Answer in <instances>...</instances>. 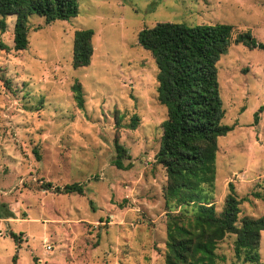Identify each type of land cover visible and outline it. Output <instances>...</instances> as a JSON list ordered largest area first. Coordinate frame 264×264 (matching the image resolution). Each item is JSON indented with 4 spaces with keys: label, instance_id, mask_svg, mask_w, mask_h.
Instances as JSON below:
<instances>
[{
    "label": "rangeland",
    "instance_id": "374dc122",
    "mask_svg": "<svg viewBox=\"0 0 264 264\" xmlns=\"http://www.w3.org/2000/svg\"><path fill=\"white\" fill-rule=\"evenodd\" d=\"M76 1L68 21L30 16L24 51L13 50L15 17H0V214H12L0 217V264H164L167 213L188 216L193 207L163 199L166 173L155 155L167 113L156 97L155 61L137 34L157 23L225 24L233 39L250 32L264 45V0ZM86 29L90 64L74 69V34ZM216 67L221 123L233 130L217 140L215 181L203 195L219 213L231 183L238 220L260 218L264 51L231 43ZM114 141L127 151L128 169L113 165ZM74 183L82 195L44 187ZM234 240L218 243L217 264H251L234 255ZM258 254L264 264V232Z\"/></svg>",
    "mask_w": 264,
    "mask_h": 264
},
{
    "label": "trees",
    "instance_id": "16d2710c",
    "mask_svg": "<svg viewBox=\"0 0 264 264\" xmlns=\"http://www.w3.org/2000/svg\"><path fill=\"white\" fill-rule=\"evenodd\" d=\"M76 0H0V17L14 16L13 50L24 51L28 45L27 20L30 16L53 21H68L76 17ZM1 29L4 22L1 20ZM230 25H196L157 23L137 34L138 45L151 53L157 67V101L166 109L156 162L166 173L163 191L165 204L192 206L188 216L167 213L164 264H217V245L228 235H235L234 255L251 264H259L260 235L264 232V216L244 217L238 220L240 200L234 187L228 184L221 212L203 195V188L215 181L217 140L226 136L233 127L223 125L224 110L217 81V63L231 43L249 50L264 45L250 32H241L232 38ZM90 29L76 31L73 38L72 66L74 69L90 64L93 49ZM0 48L2 46L0 45ZM78 109H83V96L78 83L71 88ZM258 116L255 114L254 121ZM133 118L129 129H135ZM118 121L116 120V124ZM113 165L125 170L122 160L129 158L127 151L114 141ZM38 157V156H37ZM57 194H83L78 183L62 188L44 185ZM259 194L254 198L259 199ZM1 215V214H0ZM4 218H12L7 212ZM14 243L18 238L11 234Z\"/></svg>",
    "mask_w": 264,
    "mask_h": 264
}]
</instances>
